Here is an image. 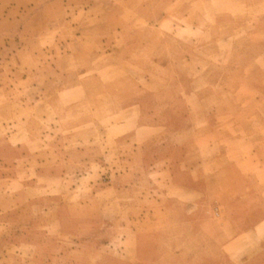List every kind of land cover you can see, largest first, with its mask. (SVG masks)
Masks as SVG:
<instances>
[{
  "label": "rangeland",
  "instance_id": "374dc122",
  "mask_svg": "<svg viewBox=\"0 0 264 264\" xmlns=\"http://www.w3.org/2000/svg\"><path fill=\"white\" fill-rule=\"evenodd\" d=\"M244 3L0 0V213L15 210L0 216V264H11L18 212L41 195L76 208L97 190L107 221L127 206L139 214L176 198L173 178L188 182L192 158L220 176L221 147L240 144V113L264 99L240 71L249 37L264 44V24L248 16L264 14V0L248 11ZM177 203L175 227L146 218L151 227L140 233L151 237L140 250L133 233L103 225L104 236L119 237L111 256L124 264H264V223L257 243L249 234L232 241L227 218L213 217L223 231L210 235L203 214ZM135 218L129 224L141 228Z\"/></svg>",
  "mask_w": 264,
  "mask_h": 264
},
{
  "label": "crops",
  "instance_id": "0c3cea01",
  "mask_svg": "<svg viewBox=\"0 0 264 264\" xmlns=\"http://www.w3.org/2000/svg\"><path fill=\"white\" fill-rule=\"evenodd\" d=\"M244 2V8L248 11L252 7L260 6L262 0ZM248 16L264 24V14L250 13ZM254 31L255 27L253 35ZM254 37H249L253 43L248 44L246 50H240V58L247 61L245 67H240V71L248 74L252 88L264 89V44L254 40ZM252 106L253 111L240 113V131L236 133L240 138V144L221 147L222 156L218 166L221 170L220 176L218 173L212 175L205 173L204 167L211 164H206L201 158H192L188 163L189 160L176 158L175 162L187 163L190 171L188 182L182 183L174 177L176 198L173 200L166 198L162 207L142 208L137 214L134 207L127 206L121 211L118 219L109 218L104 221V211L99 203L93 200L97 190H93L89 201L77 202L76 208L69 206L66 198L53 194L41 195L34 204L29 205V208L18 212L20 217L18 221H13L15 250L11 264H124L108 252L114 241L119 239L116 237L117 230H112L111 234L104 236L102 226L110 225V229L121 226L125 234L133 233L136 248L140 250L144 243L148 242L146 239L151 237L140 233L145 231L143 225L151 227L147 225L146 218L150 217V223L156 225L154 227H175L180 223L183 214L181 212L179 214L177 202L190 208L186 210L189 214L195 212L203 214L206 219L205 230L210 235H214V231H217L216 234L223 231V228L213 223V217L222 220L227 218L236 230V236L232 241L249 234L257 243L255 239L264 223V99L252 101ZM174 152L176 155L179 154V151ZM229 152L228 157L226 154ZM231 168H234L235 172L227 176L225 172ZM194 169L197 170L196 176ZM8 212L2 215L0 213V216L14 215L15 210ZM134 216L141 217L139 219L142 221L141 228L138 224L135 228L129 224L130 220L136 219ZM245 223L248 226L242 229ZM224 245L227 246L228 243ZM251 246L252 242L248 247H240L243 252L242 258L251 253L249 251ZM3 262L4 258H0V263ZM126 264L130 263L126 261Z\"/></svg>",
  "mask_w": 264,
  "mask_h": 264
}]
</instances>
